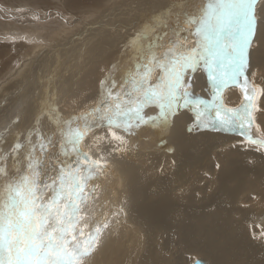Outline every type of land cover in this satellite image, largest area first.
I'll return each instance as SVG.
<instances>
[{
  "label": "snow or ice",
  "instance_id": "1",
  "mask_svg": "<svg viewBox=\"0 0 264 264\" xmlns=\"http://www.w3.org/2000/svg\"><path fill=\"white\" fill-rule=\"evenodd\" d=\"M256 5L257 0H206L196 12L184 13L183 28L167 48L157 43L160 35L150 38L156 25L138 32L130 41L134 67L125 71L119 84L111 75L101 82L94 108L67 120L50 110L55 125L50 136L30 130L25 144L17 138L10 152L0 148V264H84L95 250L108 225L93 224L87 233L88 225L80 226L88 182L103 168V158L93 159L82 149L94 127H107L111 138L122 144L124 137L117 130L148 122L166 125L184 107L196 112L199 126L240 129L249 144L264 148V139L250 134L256 92L246 75L257 31ZM181 31L196 37L195 46H186ZM200 68L211 82V103L189 90L188 78ZM157 70L161 75L152 83ZM229 85H238L244 94L238 108H227L218 98ZM152 106L158 108V115L145 116L144 110ZM33 135L39 137L38 143H33ZM56 143L58 155L65 159L59 161L54 177L46 176L47 151ZM21 149L26 165L20 159Z\"/></svg>",
  "mask_w": 264,
  "mask_h": 264
},
{
  "label": "rangeland",
  "instance_id": "2",
  "mask_svg": "<svg viewBox=\"0 0 264 264\" xmlns=\"http://www.w3.org/2000/svg\"><path fill=\"white\" fill-rule=\"evenodd\" d=\"M205 2L206 0H0V148L5 153L10 152L17 138L22 145L25 144L30 130L42 132L45 137L50 136L52 128L55 127L50 110L67 120L81 112L94 108L100 99L101 82L111 75L114 78L116 77L115 79L119 84L124 74L126 62L133 63L131 58L135 55V50L131 46L130 41L138 32L148 30L151 26L156 25L157 31L151 33L152 37L150 38L160 35L162 39L157 41V43H162L164 48H167L168 42L176 39L175 32L183 28L184 13L196 12L205 5ZM258 2L260 0H257L256 5L257 28L262 31H260V36L255 40L251 51H254L259 46L264 36V6ZM189 7H192L191 10ZM136 25L138 27H135ZM180 35L181 38L185 37V35L186 37L188 36L187 38H190L186 45L190 44V42L192 44L187 47L195 46V36L189 35L186 31H182ZM163 50L159 49V51ZM252 61H255L257 64L253 66L251 64L248 67L247 77L256 92L253 126L257 131V136L264 139V130H262L264 125L261 123V118L264 115V92L261 91L264 90L262 82L264 78V61L256 58V56L251 57ZM98 67L100 72L95 85L86 89V91H82L83 77ZM133 67L134 64L131 68ZM159 72L157 70L153 74L152 83H156V78L161 75V72ZM199 75H201L199 79H208L207 73L203 68L198 69L188 79H191V88L189 90L201 98L205 97V95H203L202 89H199L201 87L197 84L198 79L196 77ZM207 85L208 96L206 99L210 102L213 98L211 82L208 81ZM232 89L237 90L238 94H241L239 100L235 103H231L227 98V94ZM78 97L82 100H88L83 110L72 109L69 105L72 99L75 100ZM218 98H221L227 108H238L244 99V94L240 88L235 87V85H229L222 89ZM182 108H179L176 113L181 111ZM145 110L144 113H147V116H156L159 113L158 108L154 106L148 107L146 112ZM185 110L190 112L192 109L186 108ZM146 124L147 131L148 127H159L152 122ZM144 126L146 129V125L141 124L136 129L134 127L129 130L131 132L135 131V134L139 138L141 131L144 130ZM101 128L103 127H94L88 132L89 135L87 134L86 138L93 137ZM186 129H183V133L185 135L190 134L191 132H188ZM120 131L124 133L123 130ZM128 131L125 132L134 134V132ZM241 136L243 138L242 144H247L264 152V148L249 144L246 137L242 134ZM133 137L135 139L131 145L134 148L137 146L136 149L145 153L146 146L142 148V141H139L136 138L137 136ZM86 138L82 142L83 151L91 155L93 159H101L102 157L94 155V152L92 154V151L88 150L84 145ZM56 140H59V137H56ZM32 141L33 143H38L39 137L33 135ZM129 142L127 141V143ZM150 151L154 153L164 152L155 149L153 145L150 146V143H148L147 155ZM58 153L59 143H56L54 147L50 146L48 148L47 157L45 158L47 162L45 161L44 164L46 176L54 177L58 171L59 161L65 159L64 156L58 155ZM36 155H41L39 147H37ZM20 159L26 165L24 149H21ZM101 163L109 169L106 168V171L103 167L96 174L95 178L88 182L86 191L89 193V198L86 201L87 203L82 205L81 215L84 217V220L80 226L83 228L85 224L88 225L87 228H84L86 233L92 229V224L94 223H91L93 221L91 218H93V214L89 210L95 203L93 199L98 201L102 197L111 198L112 204L109 203L106 207V217L111 218L114 215L120 217L125 221L124 228L132 231L133 236H135V240H128L129 251L123 249L125 252L123 263L131 261L130 264H137L142 255L141 251H143V247L144 249L146 248V243L143 240L141 229H139L141 227L140 223L134 220L126 223L128 210L122 205L120 207V203L124 201L126 196L122 189L124 188L123 173L120 169L116 168L115 163L103 159ZM7 166L9 170L12 169L13 161L11 157L8 159ZM50 167L54 169L52 172L49 171ZM114 169L117 171H114ZM108 173L110 175L116 174L115 179L114 177L112 179ZM119 174H121L120 178ZM108 181H110L112 186L117 181V183L122 181V187L117 186L119 190L115 192V195L118 197H110L109 193L102 194L103 191H106L103 185L104 187L105 185L108 186ZM93 188L95 191H93ZM89 200L91 204H89ZM85 209H88V213H86ZM263 210L264 202L258 204V213ZM257 225L260 228L263 226L260 223ZM157 233L161 234L160 231ZM253 233H258V231L253 230ZM130 237L132 236L130 235ZM95 255L99 258L96 253ZM197 258L204 259L205 257L197 255L191 257L187 263L193 264ZM121 261L117 262V264H121Z\"/></svg>",
  "mask_w": 264,
  "mask_h": 264
},
{
  "label": "bare ground",
  "instance_id": "3",
  "mask_svg": "<svg viewBox=\"0 0 264 264\" xmlns=\"http://www.w3.org/2000/svg\"><path fill=\"white\" fill-rule=\"evenodd\" d=\"M258 3L264 6V0ZM191 8L189 7L190 10ZM260 31L262 30L257 28L255 40L260 36ZM188 40L190 38H187ZM191 44L190 42L186 46ZM254 56L264 61V36L259 46L250 51L249 66L257 64L255 61L251 62V57ZM124 66L123 73L130 69L133 63L128 61ZM99 72L98 67L83 77L82 91L95 85ZM200 76L196 77L197 84L205 95L201 98L207 100L209 80L199 79ZM262 82L264 85V78ZM235 87L240 88L238 85ZM240 96L235 89L227 94L231 103L238 101ZM87 102V99L78 97L72 99L69 105L72 109L83 110ZM185 109L183 107L175 117H169L166 125L160 124L158 128L148 127L147 131L145 124L146 129L144 126V132L141 131L139 138L133 130V135L119 130L118 134L123 136L125 141L122 144L112 139L111 132L104 127L84 142L92 154L94 152V155H99L103 160L115 163L116 168L123 173L122 189L126 196L120 207L128 210L126 223L132 220L140 223L139 229L146 243L137 264H188L191 257L197 255L205 257L206 259H197H203L207 264H264V228L261 224L264 210L258 213V204L264 202V152L242 144V130L228 131L220 127L199 126L196 112H187ZM144 115L147 116V113ZM261 123L264 125V115ZM188 125H192L193 130L190 134L185 131L188 134L185 135L183 129ZM250 134L254 139L259 138L253 125ZM133 136L142 141V148L146 146L145 153L136 149L137 146L134 148L131 145L135 139ZM136 142L138 143V140ZM148 143L167 153L150 151L147 155ZM104 168L106 170L108 167ZM108 175L112 179L116 177V174ZM108 182V186L103 185L106 191L102 194L109 193L110 197H118L115 192L119 190L117 186L122 187V181H117L114 186ZM103 198L98 201L93 199L95 203L90 205L92 208L89 212L93 214L91 223L108 226L102 229L99 246L86 257L84 264H117L120 260L121 264H130L131 261L123 263V249L129 251L128 240H135V236L132 231L124 228L125 221L120 217H106V207L111 203V198ZM86 211L88 213V209ZM253 230L258 233H253ZM158 231L161 234H158ZM129 234L132 237L129 238Z\"/></svg>",
  "mask_w": 264,
  "mask_h": 264
},
{
  "label": "water",
  "instance_id": "4",
  "mask_svg": "<svg viewBox=\"0 0 264 264\" xmlns=\"http://www.w3.org/2000/svg\"><path fill=\"white\" fill-rule=\"evenodd\" d=\"M192 130H193L192 125H188V126H187V131L190 132V131H192ZM261 224H262L263 227H264V212H263V214H262V216H261ZM197 261H201V262H203V264H207V262L204 261L203 259H196L195 262H194V264H197Z\"/></svg>",
  "mask_w": 264,
  "mask_h": 264
}]
</instances>
